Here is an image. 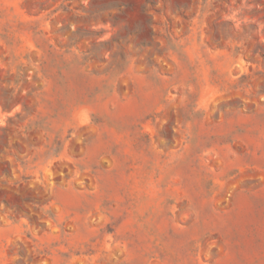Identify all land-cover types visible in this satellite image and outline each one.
I'll return each mask as SVG.
<instances>
[{
    "label": "rangeland",
    "instance_id": "1",
    "mask_svg": "<svg viewBox=\"0 0 264 264\" xmlns=\"http://www.w3.org/2000/svg\"><path fill=\"white\" fill-rule=\"evenodd\" d=\"M0 264H264V0H0Z\"/></svg>",
    "mask_w": 264,
    "mask_h": 264
}]
</instances>
